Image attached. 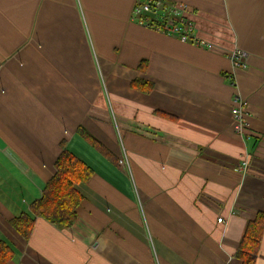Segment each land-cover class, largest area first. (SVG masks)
<instances>
[{
	"label": "crops",
	"instance_id": "1",
	"mask_svg": "<svg viewBox=\"0 0 264 264\" xmlns=\"http://www.w3.org/2000/svg\"><path fill=\"white\" fill-rule=\"evenodd\" d=\"M136 1L0 0L8 264H245L246 225L264 210V0H167L188 6L212 49L136 23ZM235 46L250 53L248 69L234 72ZM62 142L92 170L77 185V218L62 229L37 217L25 240L12 219L41 198Z\"/></svg>",
	"mask_w": 264,
	"mask_h": 264
},
{
	"label": "trees",
	"instance_id": "2",
	"mask_svg": "<svg viewBox=\"0 0 264 264\" xmlns=\"http://www.w3.org/2000/svg\"><path fill=\"white\" fill-rule=\"evenodd\" d=\"M140 83L145 84L142 81ZM81 133L92 145L106 153L96 139L83 131ZM61 144L62 151L55 163L56 173L48 181L41 198L32 204L29 213H21L12 219V226L25 240L29 239L37 217H42L62 229L69 228L77 218V209L83 200L77 185L88 181L92 170L72 154L64 142ZM263 233L264 210L257 212L246 225L239 248V256L245 264H254ZM12 257L10 247L1 241L0 264H8Z\"/></svg>",
	"mask_w": 264,
	"mask_h": 264
},
{
	"label": "built area",
	"instance_id": "3",
	"mask_svg": "<svg viewBox=\"0 0 264 264\" xmlns=\"http://www.w3.org/2000/svg\"><path fill=\"white\" fill-rule=\"evenodd\" d=\"M133 19L142 26L152 28L164 34L177 36L182 42H192L198 46L214 47L216 44L200 38L196 34V23L188 6L179 2H170L167 0H137L133 9ZM232 63L234 72L236 70H245L249 68L250 53L238 46L227 50ZM231 85L237 88L235 74L228 77ZM232 116L234 129L244 134L248 126L247 121V100L237 91L232 98ZM119 164L128 165L127 156L119 159ZM249 165L247 160H243L239 169L245 171ZM223 218L219 217L218 222Z\"/></svg>",
	"mask_w": 264,
	"mask_h": 264
},
{
	"label": "rangeland",
	"instance_id": "4",
	"mask_svg": "<svg viewBox=\"0 0 264 264\" xmlns=\"http://www.w3.org/2000/svg\"><path fill=\"white\" fill-rule=\"evenodd\" d=\"M132 18H133V13H132ZM134 20V19H133ZM137 23V22H136ZM194 44V43H193ZM210 43H208L207 44V46H200L201 48H208V49H212V47H209L208 45H209ZM198 46V45H197ZM226 50V49H225ZM250 58V57H249Z\"/></svg>",
	"mask_w": 264,
	"mask_h": 264
}]
</instances>
